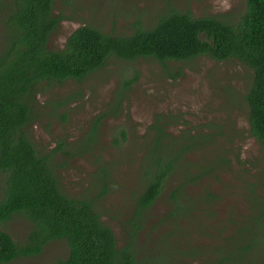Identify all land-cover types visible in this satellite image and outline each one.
<instances>
[{"label": "rangeland", "instance_id": "374dc122", "mask_svg": "<svg viewBox=\"0 0 264 264\" xmlns=\"http://www.w3.org/2000/svg\"><path fill=\"white\" fill-rule=\"evenodd\" d=\"M246 7V0H57L53 14L62 20L48 48L63 49L83 25L127 36L172 10L234 24ZM252 75L237 59L162 64L111 57L80 82L42 84L25 130L50 157L62 192L90 201L117 248H130L139 264H264V145L250 132L246 101ZM160 145L177 168L159 198L140 209ZM1 227L22 244L30 222L16 215ZM248 243L246 254L240 248ZM68 252L55 240L38 257L8 264H64Z\"/></svg>", "mask_w": 264, "mask_h": 264}, {"label": "trees", "instance_id": "16d2710c", "mask_svg": "<svg viewBox=\"0 0 264 264\" xmlns=\"http://www.w3.org/2000/svg\"><path fill=\"white\" fill-rule=\"evenodd\" d=\"M55 1L6 0L5 7L2 4L0 173L5 181L0 198V264L38 257L55 240L68 245L64 264H139L130 248H117L112 230L101 222L90 201L73 199L60 189L50 157L36 150L25 130L32 102L42 84L80 82L104 69L111 57L149 58L162 64L199 56L216 61L237 59L253 72L246 95L250 132L264 145V0H246L247 9L234 24L172 10L152 28L137 24L127 36L83 25L68 37L63 49L50 50V35L62 20L53 14ZM192 141L194 145L199 142L197 138ZM175 142L180 141L175 138ZM186 150L181 148L180 154ZM167 154L160 145L155 157L158 167L141 196L140 209L159 198L177 168V158ZM178 192L175 206L181 211L184 201ZM16 215L30 222L22 244L1 227ZM252 248L248 243L240 249L247 254Z\"/></svg>", "mask_w": 264, "mask_h": 264}]
</instances>
